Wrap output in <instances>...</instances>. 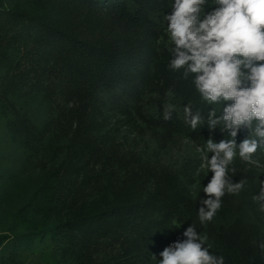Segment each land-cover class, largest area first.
<instances>
[{
    "label": "trees",
    "instance_id": "obj_1",
    "mask_svg": "<svg viewBox=\"0 0 264 264\" xmlns=\"http://www.w3.org/2000/svg\"><path fill=\"white\" fill-rule=\"evenodd\" d=\"M172 3L0 0V149L20 152L28 169L11 174L22 198L16 215L28 226L12 240L0 236V264L7 253L15 260L21 244L43 242L58 264H159L192 224L224 264H264V231L244 220L235 195L225 192L213 220L200 223L212 172L192 190L197 180L117 152L105 131L137 120L155 136H185L204 149L209 138H229L207 119L231 102L208 104L191 76L169 68L164 15ZM186 105L204 117L196 130L182 117ZM248 135L241 128L237 145ZM253 161L264 163V147ZM251 176L259 185L262 176Z\"/></svg>",
    "mask_w": 264,
    "mask_h": 264
},
{
    "label": "clouds",
    "instance_id": "obj_2",
    "mask_svg": "<svg viewBox=\"0 0 264 264\" xmlns=\"http://www.w3.org/2000/svg\"><path fill=\"white\" fill-rule=\"evenodd\" d=\"M166 32L171 42L169 68L183 70V78L192 77L196 91L210 105L225 104L221 115L213 109L208 113L209 130L218 125L229 138L216 143L206 141L207 155L202 167L213 175L203 187L207 199L198 210L200 223L210 222L221 207L225 192L239 194L246 181L233 183L229 166L237 155L252 162L257 150L264 147V0H173L171 10L164 15ZM165 120L171 119L166 111ZM185 123L192 130L204 124L200 111L184 107ZM241 128L249 135L237 145ZM234 171V169H233ZM253 200L264 212V181ZM182 242H175L161 253L159 264H224V258L209 251L207 235L189 226ZM258 247L264 252V240Z\"/></svg>",
    "mask_w": 264,
    "mask_h": 264
},
{
    "label": "rangeland",
    "instance_id": "obj_3",
    "mask_svg": "<svg viewBox=\"0 0 264 264\" xmlns=\"http://www.w3.org/2000/svg\"><path fill=\"white\" fill-rule=\"evenodd\" d=\"M181 113L184 118V110ZM105 129L106 133L115 140L117 152L136 154L144 160L151 161L153 165L168 167L182 175H189L191 181L197 180L196 183L189 184L192 190L200 181L199 179L209 180L208 169L202 167L205 163L204 158L209 154L206 149L185 136L161 134L155 136L146 124L137 120L121 124L114 123ZM23 159L20 152H4L0 149V186L4 189V193H1L3 189H0V236H7L10 239L21 236L28 226L17 218L16 214L22 205V198L11 181V174L14 170L21 172L26 170L27 172V165L25 166ZM251 171L260 174L261 181H264V163L245 162L239 159L229 166V173L236 174L238 178L235 183L240 180L246 181L243 190L239 194L232 195H235L234 204L241 214H244V220L264 231V212L259 211V204L252 198L259 193L260 183L251 187ZM7 255L6 264H58L53 246L48 242L39 245L37 243L21 244L15 260H10V253Z\"/></svg>",
    "mask_w": 264,
    "mask_h": 264
}]
</instances>
